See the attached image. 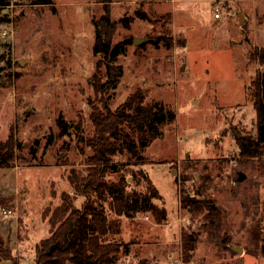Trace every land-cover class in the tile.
<instances>
[{"label":"rangeland","instance_id":"1","mask_svg":"<svg viewBox=\"0 0 264 264\" xmlns=\"http://www.w3.org/2000/svg\"><path fill=\"white\" fill-rule=\"evenodd\" d=\"M35 1L0 6V142L12 134L22 143L11 165L0 168V198L13 197L0 203V231L17 264H35L34 247L49 236L45 209L58 205L64 191L74 196L72 171L85 174L90 104L98 102L90 81L104 79L92 52L91 18L104 8L114 20L132 17L127 28L116 26L113 41L131 44L117 59L123 75L109 93V107L140 92L146 102H163L175 112V121L143 150L146 162L126 154L110 158L117 168L110 180L124 177L129 191L146 193L142 171L160 197L152 202L166 211L160 224L151 212L119 218L118 232L106 236L127 244L118 264H264V150L260 158L243 157L237 144L257 135L252 82L264 71L256 58L264 48V0L30 4ZM135 38L144 46H135ZM59 115L72 126L69 135H59ZM183 195L208 201L219 217L209 223L205 211L181 210ZM83 201L81 195L73 199L77 207ZM186 232L197 238L187 258Z\"/></svg>","mask_w":264,"mask_h":264},{"label":"trees","instance_id":"2","mask_svg":"<svg viewBox=\"0 0 264 264\" xmlns=\"http://www.w3.org/2000/svg\"><path fill=\"white\" fill-rule=\"evenodd\" d=\"M110 2V0H106ZM31 5L47 6L50 0H36ZM7 5L0 0V6ZM54 9V8H53ZM140 19L145 14L135 11ZM132 17L114 20L110 17L108 8L95 18H91L94 28V43L92 52L99 59L96 67L103 68L101 77L94 76L90 85L97 96L98 102L90 104L89 119L92 124V134L84 143L90 150L86 158L84 175L71 172L68 176L75 194L64 191L60 194V203L52 210L46 208L44 216L49 224V236L40 240L34 247L35 264H118L121 249L127 253V244L108 240L106 236L119 230V218H133L136 213L151 212L156 223L166 219L164 208H158L152 200L159 199V194L147 176L139 171V175L147 180L146 193L129 191V184L124 177L116 181L110 180L109 173L117 172L116 166L110 163V158L126 154L130 161L143 164L146 159L143 154L154 140L163 135L164 127L175 121L174 110L160 101H145V96L135 92L114 109L108 105L109 93L114 90L123 75L122 66L117 59L124 55L130 40L114 42V34L118 24L128 27ZM4 18H0V23ZM144 46L141 43L139 48ZM167 46V44H166ZM256 58L264 66V48L259 49ZM253 85V108L256 118V137H244L237 141L239 155L249 158H260L264 150V71L257 72ZM60 129L59 135H69L72 126L62 118L56 120ZM83 138L80 139L82 141ZM22 143L17 142L12 134L0 142V168H7L14 159V150L21 149ZM36 148H29V154L35 158ZM65 165V164H59ZM54 195V194H53ZM81 195L84 201L77 207L74 197ZM12 198H0V203H10ZM109 201V202H108ZM113 213L110 217L105 210ZM180 209L189 213L205 211V218L214 223L220 215L214 205L206 200L189 195H183L179 201ZM13 207V206H12ZM196 235L183 233L182 247L185 258L194 249ZM8 239L0 232V262L11 260L17 264ZM264 257V244L261 247Z\"/></svg>","mask_w":264,"mask_h":264},{"label":"water","instance_id":"3","mask_svg":"<svg viewBox=\"0 0 264 264\" xmlns=\"http://www.w3.org/2000/svg\"><path fill=\"white\" fill-rule=\"evenodd\" d=\"M243 20H244V17L241 15L240 16V22L239 23H242ZM143 41H144V39H142V38H135L133 40V44L135 46H139ZM22 63H23V61H20V64H22ZM173 174H174V172H173ZM232 250H234L235 252H238V253H241L242 252V249L241 248H238V247H233Z\"/></svg>","mask_w":264,"mask_h":264},{"label":"crops","instance_id":"4","mask_svg":"<svg viewBox=\"0 0 264 264\" xmlns=\"http://www.w3.org/2000/svg\"><path fill=\"white\" fill-rule=\"evenodd\" d=\"M175 1H176V0H171V1H170L171 5H172ZM172 9H173V7H172ZM217 18H218V17H217ZM67 192L71 193L70 190L67 191ZM14 199H15V196H14ZM15 210H16V208H15ZM0 232H1V231H0ZM17 240H18V241H21V240H22V239L20 240V238L18 237V234H17ZM11 251H12V250H11ZM0 264H12V263L10 262V260H3V261L0 262ZM68 264H70V263H68Z\"/></svg>","mask_w":264,"mask_h":264},{"label":"built area","instance_id":"5","mask_svg":"<svg viewBox=\"0 0 264 264\" xmlns=\"http://www.w3.org/2000/svg\"><path fill=\"white\" fill-rule=\"evenodd\" d=\"M214 17H215V18L219 17V14H218V13H215V14H214ZM4 34H5V33H4ZM2 213H3L4 215H7V213H10V211H5V210H3ZM177 262H178V261H175V262H173V264H177Z\"/></svg>","mask_w":264,"mask_h":264}]
</instances>
